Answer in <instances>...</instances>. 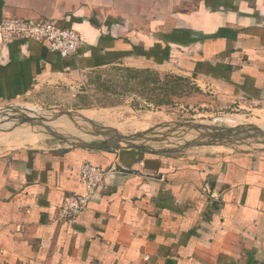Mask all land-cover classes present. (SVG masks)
<instances>
[{"label": "crops", "instance_id": "obj_1", "mask_svg": "<svg viewBox=\"0 0 264 264\" xmlns=\"http://www.w3.org/2000/svg\"><path fill=\"white\" fill-rule=\"evenodd\" d=\"M4 17L52 21L84 44L61 58L46 43L0 41L2 103L114 66L264 103V0H0ZM21 128L0 137V264H264V153L91 150ZM84 163L117 171L61 221Z\"/></svg>", "mask_w": 264, "mask_h": 264}, {"label": "rangeland", "instance_id": "obj_2", "mask_svg": "<svg viewBox=\"0 0 264 264\" xmlns=\"http://www.w3.org/2000/svg\"><path fill=\"white\" fill-rule=\"evenodd\" d=\"M126 69L119 66L95 69L80 74L73 84L67 85L59 81L58 84L50 85L56 87L53 92L49 89L50 86L45 84L37 86L25 97L0 102V137L2 138L5 135L3 133L8 130L23 126L21 129L26 130L32 137L39 134L45 137V140L64 144L52 139L36 121L31 124L21 121L26 117L50 119L62 112L84 114L86 110L100 115L99 120L91 119L99 127L115 128L122 134H147L158 141L149 143L153 148L182 147L183 152L193 154L217 150L264 153V137L257 135L256 130H251L258 128L264 131V103L244 98L220 100L219 92L214 93L212 89H205L204 93L201 91L198 94H190L192 97L187 94L175 97L169 85L173 77L185 80L183 89H187L185 84L192 87L190 84L194 81L187 76L171 75L165 70H161L160 74H133ZM157 77L168 78L167 91L158 89L159 85L155 81ZM167 99L170 102L166 103ZM145 102L147 104H144ZM71 117L78 123L79 128L71 123L66 115H61L57 121L48 125L64 134L84 137L89 142L100 139L88 133L92 131V127L81 117ZM220 131L233 134L230 139L233 142H227L226 146L187 147L188 142L193 140L206 143L207 137H203L205 134ZM19 138L22 140L24 136ZM29 141L32 145L36 143L33 138Z\"/></svg>", "mask_w": 264, "mask_h": 264}, {"label": "built area", "instance_id": "obj_3", "mask_svg": "<svg viewBox=\"0 0 264 264\" xmlns=\"http://www.w3.org/2000/svg\"><path fill=\"white\" fill-rule=\"evenodd\" d=\"M16 40L46 43L49 49L61 58L76 56L84 44L76 31L61 28L52 21L4 17L0 21V41L3 44H9ZM115 171L117 170L114 167L104 171L89 163L82 164L79 181L84 191L83 193L71 192L62 198L58 219L72 222L99 191L105 177Z\"/></svg>", "mask_w": 264, "mask_h": 264}, {"label": "water", "instance_id": "obj_4", "mask_svg": "<svg viewBox=\"0 0 264 264\" xmlns=\"http://www.w3.org/2000/svg\"><path fill=\"white\" fill-rule=\"evenodd\" d=\"M61 115H66L69 118V121L73 123L76 127L79 128V125L77 122L74 121L73 115H78L81 117L84 121H86L89 125L92 127V131L88 132L90 135H92L95 138H100L97 139L98 141H93V143H87L80 138L76 137L75 135H70V134H64L62 132H59L55 129H53L48 123H52L57 121ZM37 123V125L43 127L45 131L51 136L52 139L59 140L60 142L67 144L72 147H81V148H86V149H91V150H103V149H114V150H119V149H138V150H146L151 153H158V152H163V153H170V152H183V148H167L163 150H156L149 143L154 142L155 140L151 137H149L147 134H122L115 128L111 127H99L95 122H93L91 119L86 118L82 113H69V112H62L59 113L55 116H53L50 119H45V118H39V117H26L23 118L21 121L22 123ZM81 129V128H80ZM15 130V129H13ZM13 130H8V132H12ZM239 130V129H238ZM251 130H256L257 135L264 137V131L258 128H251ZM5 132V131H4ZM7 132V133H8ZM207 137L205 140L206 143H202L199 140H193L188 142L187 147L190 146H218V145H223L226 146L227 142H233L230 139H232L233 134L231 133H224L222 131L220 132H214V133H207L205 134ZM254 142H259L255 141ZM158 142V141H155ZM244 143V141H242ZM239 145V144H238ZM264 150V148H263Z\"/></svg>", "mask_w": 264, "mask_h": 264}, {"label": "trees", "instance_id": "obj_5", "mask_svg": "<svg viewBox=\"0 0 264 264\" xmlns=\"http://www.w3.org/2000/svg\"><path fill=\"white\" fill-rule=\"evenodd\" d=\"M158 62H160V61H158ZM126 70H127V72L133 73V74H136V73L140 74L142 72L148 73V74H151L152 73L150 71L145 72L143 70H136V69L133 70V69H130V68H127ZM214 76L215 77H227V74H216ZM172 79H171V83L169 85H171V90H172V93H173V95L175 97L176 96H180L181 94L190 95V94H194V93H198L199 92V89L196 86L191 85V84H190V86H192V87H189L188 84H185L184 87H187V89L186 88L183 89L182 85H184V82H185L184 79H181L179 77L178 78L177 77H173ZM166 80H168V78H164V79H160L159 77L155 78L156 84L159 85L158 86V89H160L162 91H167V89H168L167 88L168 87V81H166ZM139 100H141V99H139ZM160 101H163V100H160ZM142 102H144V101H142ZM167 102H170V100L167 99L166 100V103ZM144 104H147V103L145 102ZM100 106L101 107H107L108 105H100ZM134 107H137V106L134 105ZM92 165H94V164H92Z\"/></svg>", "mask_w": 264, "mask_h": 264}]
</instances>
